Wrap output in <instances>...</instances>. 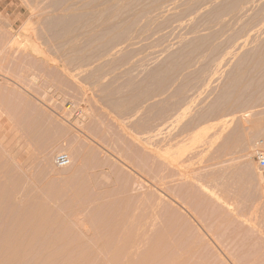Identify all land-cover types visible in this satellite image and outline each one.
Wrapping results in <instances>:
<instances>
[{
    "label": "rangeland",
    "instance_id": "374dc122",
    "mask_svg": "<svg viewBox=\"0 0 264 264\" xmlns=\"http://www.w3.org/2000/svg\"><path fill=\"white\" fill-rule=\"evenodd\" d=\"M0 84V264H264V0H0Z\"/></svg>",
    "mask_w": 264,
    "mask_h": 264
},
{
    "label": "built area",
    "instance_id": "2783aa9c",
    "mask_svg": "<svg viewBox=\"0 0 264 264\" xmlns=\"http://www.w3.org/2000/svg\"><path fill=\"white\" fill-rule=\"evenodd\" d=\"M253 157L260 169H264V138L258 139L253 146ZM55 165L60 167H66L70 161L68 155L58 154L54 158Z\"/></svg>",
    "mask_w": 264,
    "mask_h": 264
},
{
    "label": "bare ground",
    "instance_id": "6f19581e",
    "mask_svg": "<svg viewBox=\"0 0 264 264\" xmlns=\"http://www.w3.org/2000/svg\"><path fill=\"white\" fill-rule=\"evenodd\" d=\"M29 44H30V42H29ZM28 44V45H29ZM31 46V45H30ZM33 47V48H32ZM31 48H32V52H34V53H36V54H39L38 52H37V50H36V48L34 47V46H32ZM35 54V55H36ZM37 56V55H36ZM2 77V76H1ZM7 78V77H6ZM1 85V84H0ZM2 112V111H1ZM250 116H249V114H244L243 116H242V119H243V121H246L248 118H249ZM248 121V120H247ZM210 192V191H209Z\"/></svg>",
    "mask_w": 264,
    "mask_h": 264
}]
</instances>
